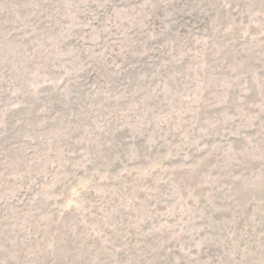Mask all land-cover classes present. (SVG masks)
I'll return each instance as SVG.
<instances>
[{"label": "rangeland", "instance_id": "rangeland-1", "mask_svg": "<svg viewBox=\"0 0 264 264\" xmlns=\"http://www.w3.org/2000/svg\"><path fill=\"white\" fill-rule=\"evenodd\" d=\"M0 264H264V0H0Z\"/></svg>", "mask_w": 264, "mask_h": 264}]
</instances>
